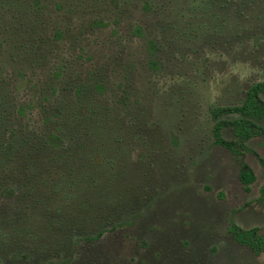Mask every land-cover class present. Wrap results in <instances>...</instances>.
<instances>
[{
    "label": "rangeland",
    "instance_id": "obj_1",
    "mask_svg": "<svg viewBox=\"0 0 264 264\" xmlns=\"http://www.w3.org/2000/svg\"><path fill=\"white\" fill-rule=\"evenodd\" d=\"M261 80L264 0H0V264H264L210 115Z\"/></svg>",
    "mask_w": 264,
    "mask_h": 264
},
{
    "label": "trees",
    "instance_id": "obj_2",
    "mask_svg": "<svg viewBox=\"0 0 264 264\" xmlns=\"http://www.w3.org/2000/svg\"><path fill=\"white\" fill-rule=\"evenodd\" d=\"M93 24L95 26L104 25L99 22ZM151 64L156 65L153 60ZM99 88L103 90L104 87L99 86ZM78 91L81 92L80 89ZM210 115L213 123L214 144L221 145L233 153L240 164V179L249 189V185L255 181V175L245 163L243 157L246 152L251 151L249 142L253 138L264 136V80L253 83L248 88L246 96L240 104L213 107L210 109ZM26 167L24 165L20 169ZM28 171V177L33 171L35 175L30 178L29 182L22 180L21 183L25 184V187L28 183L31 185V190L36 191L41 185L37 176V165H29ZM12 180H15V178H12ZM10 195L13 196L14 193ZM42 196V194L39 196L40 200H42ZM262 198H264V190L262 191ZM229 231L236 242L249 247L256 255L261 254L264 249V236L258 228L244 229L232 222ZM98 236L100 234L87 236L84 239L95 240Z\"/></svg>",
    "mask_w": 264,
    "mask_h": 264
}]
</instances>
